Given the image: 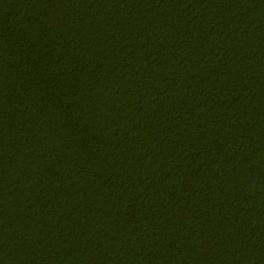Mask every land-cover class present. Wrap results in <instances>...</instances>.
Wrapping results in <instances>:
<instances>
[{"label":"trees","instance_id":"obj_1","mask_svg":"<svg viewBox=\"0 0 264 264\" xmlns=\"http://www.w3.org/2000/svg\"><path fill=\"white\" fill-rule=\"evenodd\" d=\"M0 264H264V0H0Z\"/></svg>","mask_w":264,"mask_h":264}]
</instances>
